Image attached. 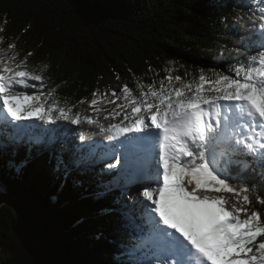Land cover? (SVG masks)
Instances as JSON below:
<instances>
[{
	"label": "snow or ice",
	"instance_id": "1",
	"mask_svg": "<svg viewBox=\"0 0 264 264\" xmlns=\"http://www.w3.org/2000/svg\"><path fill=\"white\" fill-rule=\"evenodd\" d=\"M247 7L248 14L234 17L251 28L243 52L237 49L229 65L232 74L212 69V78L201 70L187 82L167 75V86L164 80L146 91L139 85V97L124 85L123 103H117L121 97L115 90L114 99L96 90L88 102L92 116L61 104L55 89L30 92L37 87L32 82L43 85L44 76L28 69L26 57L0 47V148L12 146L15 154L27 145L30 155L32 145L42 144L51 131L42 124L57 121L93 126L99 133L92 135L107 133L105 139L115 142L101 157L114 161L106 165L110 179L96 178L102 190L95 195L103 198L119 189L115 203L128 209L122 214L133 242L122 245L123 264H264V213L253 206H264V197L256 185L230 182L249 168L255 171L254 165L264 169V0H249ZM101 102L115 107L109 112ZM77 152L54 156L65 177L87 172L82 166L95 148L82 144ZM132 188L129 205L125 197ZM226 193L236 197L230 208Z\"/></svg>",
	"mask_w": 264,
	"mask_h": 264
},
{
	"label": "trees",
	"instance_id": "2",
	"mask_svg": "<svg viewBox=\"0 0 264 264\" xmlns=\"http://www.w3.org/2000/svg\"><path fill=\"white\" fill-rule=\"evenodd\" d=\"M248 4L249 0H0V47L26 57L28 69L44 76L43 85L32 82L37 87L30 92L55 89L61 104L75 105L73 112L85 115L96 90L107 91L108 97L115 90L122 97L127 85L139 97V85L146 91L147 85L158 88L164 80L167 86V75L187 82L198 78L201 70L212 78V69L232 74L229 65L235 63L237 49L243 52L251 28L234 17L248 14ZM9 43L15 49H8ZM81 100L85 103H78ZM42 127L51 130L44 135L53 143L46 152L18 166L0 152V264H123L127 257L122 245L133 242L132 229L121 226L128 209L115 203L119 189L103 198L95 195L102 190L96 178L106 175L107 163L114 162L101 157L115 142L105 139L107 133L92 135L99 129L87 124L57 121ZM82 144L95 148L82 166L88 171L65 177L56 170L54 156L79 155ZM253 167L255 171L249 168L230 182L256 185L264 197V169ZM125 202L132 203L126 197ZM253 206L264 213V206ZM137 216L140 222V213Z\"/></svg>",
	"mask_w": 264,
	"mask_h": 264
},
{
	"label": "rangeland",
	"instance_id": "3",
	"mask_svg": "<svg viewBox=\"0 0 264 264\" xmlns=\"http://www.w3.org/2000/svg\"><path fill=\"white\" fill-rule=\"evenodd\" d=\"M40 89H42L41 86H40ZM123 96L124 95H122L121 99L117 100V103H123L124 102L123 101ZM108 98L109 99H114L113 97L112 98L111 97H108ZM101 104L109 112L112 110V108L115 107L114 105H110V104H107V103H104V102H101ZM105 114H107V113H105ZM85 115L92 116V115H94V113H93L92 109L89 108L88 112H86ZM101 117H103V115H101L99 118H101ZM114 122H116V121H114ZM52 145H53L52 138H44V141H43L42 144H40V145H32V151H31V154L30 155L28 154V151H27V145L21 146L20 148H22V150H18L20 152H15V154H13V151L14 150H13L12 146H9L7 148H0V152H1V154H4V156L6 157V159L8 161H12L14 164H16L18 166V165H20L21 162L23 163L24 161L29 160L30 157L38 156L39 154H41L43 152H46L48 150V147H51ZM23 149L26 152L24 154L22 153L23 152ZM102 177H103V179L105 181H107L108 179H110V177L108 176V174H106V175L104 174V176H102ZM47 178H49V176ZM54 180H55V178H54ZM1 182L2 181L0 180V190L3 189V184ZM132 195H135V189L134 188L131 189V191L129 193V196L126 197V198L129 201H131L130 196H132ZM226 197L229 200L228 207L230 208L231 205L236 202V197H234L233 195L232 196H226ZM138 213H139V211H136L134 213V216H135V219H136V222L137 223H139L138 222L139 217L137 216ZM128 223H129V221L127 219H125L124 221H121V226L122 227H126V225ZM2 254H3L2 253V250H0V263L3 260Z\"/></svg>",
	"mask_w": 264,
	"mask_h": 264
},
{
	"label": "water",
	"instance_id": "4",
	"mask_svg": "<svg viewBox=\"0 0 264 264\" xmlns=\"http://www.w3.org/2000/svg\"><path fill=\"white\" fill-rule=\"evenodd\" d=\"M4 190V186H3V189L2 190H0V191H3Z\"/></svg>",
	"mask_w": 264,
	"mask_h": 264
}]
</instances>
